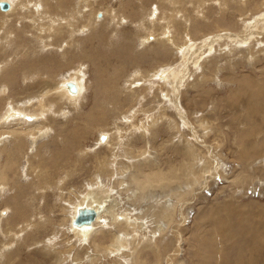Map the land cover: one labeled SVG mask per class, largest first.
Instances as JSON below:
<instances>
[{
    "label": "rangeland",
    "instance_id": "obj_1",
    "mask_svg": "<svg viewBox=\"0 0 264 264\" xmlns=\"http://www.w3.org/2000/svg\"><path fill=\"white\" fill-rule=\"evenodd\" d=\"M63 1L68 4L66 9H60L61 0H52L51 12L77 14L79 0ZM178 1L176 5L168 0H97L93 4L100 20L89 27L85 23L90 8L85 5L87 16L80 12L78 25L70 33L69 23L60 30L62 35L41 33L30 19L23 18L19 26L14 25L15 44L7 48L0 44L4 67L0 72V116L9 101L23 105L32 100L34 107L41 102L31 110L42 111L38 117L28 113L34 118L24 122L15 116L10 123L0 120V176L4 174L5 179L0 181L1 225L7 234L17 223L36 218L35 225L22 232L28 241L19 252L14 246L7 254L11 261L5 259L4 264H56L57 253L43 249V241L54 236L52 240L65 252L66 264L77 261V255L97 253L105 256L99 264H117L105 250L113 236L124 231L110 216L103 217L99 226L96 223L99 234L94 233L88 242L70 231L73 191L83 194L91 187L116 193L119 217L146 225L135 238L140 241L136 251L139 264H264V30L250 31L251 23L264 17V4L255 11L256 3L264 0H227L225 9L224 0H208L205 9H200L210 16L208 20L194 12L198 0ZM243 2H248L247 19L238 13ZM111 9L117 16L126 13L129 18L118 24ZM3 11L0 16L8 13ZM169 20L175 30L167 33L163 25ZM185 35L187 45L178 51L169 39L184 40ZM248 47L257 48L258 54L250 55ZM82 64L85 98L70 102L55 95L52 91L58 82L81 71ZM157 69L162 71V79L152 77ZM144 71L146 78H139L137 74ZM47 72H52L51 77L42 78ZM41 122L48 124V131H38L36 139L28 135L17 140L6 134L9 126L34 129ZM107 134L111 135L109 144L102 140ZM206 145L211 146V153L206 154ZM207 155L213 159L211 175L202 185L195 180L197 184L190 186L189 167L198 170ZM179 167L184 176L177 173L170 187L134 195L137 186L131 180L140 170L169 172ZM180 187L195 189L183 196L171 229L157 237L156 246L163 254L159 257L153 244L143 242L151 234L148 228L158 223L155 209L163 208L170 199L177 202ZM35 241L41 243L35 245Z\"/></svg>",
    "mask_w": 264,
    "mask_h": 264
},
{
    "label": "bare ground",
    "instance_id": "obj_2",
    "mask_svg": "<svg viewBox=\"0 0 264 264\" xmlns=\"http://www.w3.org/2000/svg\"><path fill=\"white\" fill-rule=\"evenodd\" d=\"M51 1L52 0H12L13 3H11V0L8 1V0H0V11H3L4 12H8V13H5V15L3 14L2 16H0V29L2 30V34L0 35V44L1 45H4V48H7L8 45H11V44H15L16 40H17V36L15 35L16 33V28L14 27L15 26H19V20L23 19V18H28L30 19L32 22H33V28L35 30H37V32H41V33H44V31H53L54 33H60L61 34V29L63 27V25L65 24H68V26H70V28L68 29V33H70L75 26L78 25V19H79V16L77 15H81L80 12L83 14L85 13V11L87 9H85V5H89V14L90 15V18L86 21L87 23H85V26L86 27H89L90 25H93L95 24L96 21L100 20L99 17H97V15L99 16L100 13L98 14L97 12V9L96 7L94 6V2L97 1V0H79L78 4L76 5V13L77 14H68V15H65L67 12H62L61 14L62 15H57L55 13H52V7H51ZM2 2H7L9 4V7L7 9H3L1 7V4ZM58 2V1H57ZM168 2L170 3H173V4H176L181 2V1H169ZM208 0H198V5L195 6V9H194V12L198 15L197 17H201V18H204L206 20L209 19L210 16L208 15H205L204 12H202L205 8V5L207 4ZM54 3V2H53ZM61 4L60 6V9H66L65 5L68 6V4H65L66 2H64L63 0H61V2H59ZM247 4L248 2H243V6L241 5L242 9L240 11H238L239 13V17L242 19V17H246V11L248 10L247 9ZM264 4V1L262 2H257L256 5H258L256 8H255V11L258 12V10H260V7H262V5ZM264 6V5H263ZM125 7V6H124ZM227 7V0H224V7L223 9H225ZM20 9V10H19ZM85 9V10H84ZM178 8H175V10L173 11V17L175 18L177 15H176V11H177ZM200 9L202 11H200ZM5 10H8V11H5ZM10 10V12H9ZM12 10V11H11ZM109 10V9H108ZM264 10V9H263ZM59 11V10H58ZM62 11V10H61ZM110 14H112V19L113 21L116 23H121L123 22L124 20H126V18H129L128 15H126V13H122L120 14L119 16H117L115 13H112V9L110 10ZM123 12V11H122ZM223 12V11H222ZM262 12V11H260ZM2 13V12H1ZM0 13V14H1ZM255 13V12H253ZM252 13V14H253ZM16 14V15H15ZM154 14H157V13H154ZM15 15V17H13ZM85 15V14H84ZM87 16V15H85ZM84 16V17H85ZM238 16V15H237ZM152 19V18H151ZM247 19V17H246ZM46 20H49L50 21V25L46 22ZM85 20V19H84ZM158 20V19H157ZM245 20V19H244ZM28 21V20H27ZM241 21V20H240ZM173 21H167L166 23H164L163 27H164V31H167V33H170L171 29H174L173 27ZM244 22V21H243ZM211 23V22H210ZM246 23V22H245ZM143 24V23H142ZM213 24V23H212ZM29 25V24H28ZM189 25V24H187ZM82 26V25H81ZM84 26V27H85ZM193 26V25H192ZM217 26H219L217 24ZM185 27V26H184ZM188 27V26H186ZM264 17H260L257 19H255L252 23H251V26H250V31H254L256 32L257 30L259 31V29H263L264 30ZM183 28V27H182ZM189 28V27H188ZM186 29V32L189 34L190 33V29ZM195 28V27H194ZM220 28V27H219ZM64 29V27H63ZM62 29V30H63ZM66 29V28H65ZM84 29V28H83ZM185 29V28H183ZM200 29V28H199ZM84 30H87V29H84ZM145 30V29H144ZM175 30V29H174ZM15 31V33H14ZM75 31V30H74ZM173 31V30H172ZM52 32V33H53ZM64 32V31H63ZM62 32V33H63ZM66 32V31H65ZM184 32V31H182ZM147 33V32H146ZM165 33V32H164ZM59 35V34H58ZM57 35V36H58ZM62 35V34H61ZM75 35H76V32H75ZM166 35V34H165ZM256 35V34H255ZM39 36V35H38ZM71 36V35H70ZM69 36V37H70ZM150 36V35H149ZM157 36V35H156ZM190 36V35H189ZM260 35H256V37H258ZM166 37V36H165ZM177 37V36H176ZM176 37L172 38V39H169L171 41V43L177 47V49H179L178 51L183 50L184 49V44H186V40H187V37L186 35L183 37L184 40H180L176 39ZM150 38V37H149ZM41 39V38H40ZM189 39V37H188ZM50 40V39H49ZM71 40V39H70ZM69 40V41H70ZM143 40V39H142ZM211 40V38H210ZM263 40V39H262ZM179 41L180 43H183V46L181 44H179ZM183 41V42H182ZM189 41V40H188ZM50 42V41H49ZM55 42H56V39H55ZM53 41V44L55 43ZM78 42V41H77ZM144 43L146 42L145 38H144ZM167 42V41H166ZM191 42V41H190ZM147 43V42H146ZM70 44V43H69ZM187 45V44H186ZM209 45V44H208ZM9 47V46H8ZM20 47V43L17 45V48ZM49 47V46H48ZM180 47V48H179ZM202 47V46H201ZM262 47H264V45H262ZM186 48V47H185ZM205 49V48H204ZM203 49V50H204ZM247 49L248 52L250 53V55H254L257 50V48H253V47H248ZM63 50V49H62ZM186 51V49H185ZM187 54V53H186ZM258 54V53H256ZM255 54V55H256ZM18 55V54H17ZM16 55V56H17ZM188 56V55H186ZM192 55H190L191 57ZM202 56V54H201ZM195 57V55H194ZM185 58V57H184ZM198 58V55L197 57ZM195 59V58H194ZM258 59V58H257ZM5 60V59H4ZM64 60L66 62L67 61V56L64 57ZM191 60H193L191 58ZM186 62V61H185ZM193 62V61H192ZM5 63V62H4ZM69 63V62H68ZM191 63V62H190ZM71 64V63H70ZM81 68V71L80 70H75L77 71L78 73H74L72 75H70L69 77L66 76L65 79H63L62 81L58 82V84L55 86L56 88L52 91L53 93H55V95H59L61 97H63L65 100H68L70 102H76L78 100H81V97L83 96V92H84V84H83V80L85 77V75H83L85 73V69L82 70V68H84V65L82 64L80 66ZM3 65L0 64V72L3 70ZM180 70V69H179ZM28 71V70H27ZM30 71V70H29ZM33 71V70H31ZM80 71V72H79ZM155 71V70H154ZM159 71V72H157ZM145 72V71H144ZM148 72H150L149 74V77L151 75V71L148 70ZM162 71L160 70H156L153 74H152V77L153 78H160L161 79L163 78L162 77ZM184 72V70H183ZM26 73V72H25ZM29 73V72H28ZM43 73V72H42ZM38 74V73H37ZM52 72H47V73H44L42 78H50ZM146 73L143 74L141 72H139L137 74V76L140 78V76L146 78ZM34 75V74H33ZM29 76V75H28ZM148 77V75H147ZM47 78V79H48ZM29 80V79H28ZM33 80V79H32ZM145 81V80H144ZM164 81V80H163ZM85 82V80H84ZM147 82V80H146ZM72 84V85H71ZM135 84V83H134ZM172 84V83H171ZM74 89H73V87ZM178 87V86H177ZM86 88V87H85ZM161 88V87H160ZM2 90H6V85L4 86V88ZM60 90H64L66 91V93L70 96L68 97L67 95H65V93H62ZM10 91V90H9ZM41 95V94H40ZM179 95V94H178ZM5 97V96H4ZM84 97V96H83ZM143 97V96H142ZM8 98V97H7ZM31 98V97H30ZM85 98V97H84ZM83 98V99H84ZM1 99V98H0ZM3 99V98H2ZM35 99V98H34ZM37 99V98H36ZM45 99V98H44ZM48 99V98H47ZM30 100V99H29ZM39 100V99H38ZM49 100V99H48ZM3 102V100H1ZM0 101V102H1ZM32 101V100H31ZM29 101L28 103L26 102V104L23 103V105H21L22 103H15V102H8L7 103V107H6V110L4 112V114L2 113L1 114V122L4 123V122H9L10 123V118H13V116L17 117L18 119L19 118H23L21 119L22 121L25 119L28 120V119H33L34 117H28V113H35V111L33 112L31 109H33L34 107V103L33 101L31 102ZM53 101V100H52ZM55 101V100H54ZM82 101V100H81ZM80 101V102H81ZM25 102V101H24ZM39 102V101H38ZM37 102V103H38ZM46 102H50V101H47ZM65 102V101H64ZM63 102V103H64ZM41 102L38 103V105H40ZM45 103V102H44ZM69 103V102H68ZM55 104V103H54ZM37 105V107H38ZM53 105V103H52ZM73 105V104H72ZM78 104H76L75 106H77ZM74 106V105H73ZM36 107V106H35ZM34 107V109H35ZM36 107V108H37ZM42 107V106H41ZM40 107V108H41ZM48 107V106H46ZM52 108V106H50ZM49 107V108H50ZM54 107V106H53ZM80 107V106H78ZM48 108V109H49ZM160 108V107H159ZM39 109V108H38ZM37 109V110H38ZM44 109V108H43ZM62 110V109H61ZM61 110H59L61 112ZM64 112H65V109H63ZM181 111V110H180ZM186 111V110H185ZM59 112V113H60ZM63 112V111H62ZM118 112V111H117ZM42 113V111H41ZM37 113L36 116L38 117V115H41ZM44 114V113H43ZM42 114V115H43ZM62 114V113H61ZM67 114V113H65ZM65 114H62V115H65ZM182 115V114H181ZM45 115H43L42 117H44ZM44 119V118H43ZM10 120V121H9ZM156 120V119H155ZM153 119L152 122L155 121ZM23 121V122H24ZM44 121V120H43ZM18 122V121H17ZM27 122V121H26ZM127 122V121H126ZM190 122V121H189ZM13 123V122H12ZM191 123V122H190ZM204 123V122H203ZM208 123V122H207ZM5 124V123H4ZM34 124V123H33ZM32 124V126H33ZM157 124V122H156ZM7 125V124H6ZM48 124L41 122L39 124H35L34 125V129H27V127H20V128H11L9 126L8 128V131L6 134L14 137L15 139H20L22 140L24 137H28V135L30 137H32L33 139H36V136H37V133L38 131H42L46 128ZM24 126V125H22ZM31 126V124H30ZM171 128L175 126L172 125L170 126ZM29 128V127H28ZM50 128V126H49ZM52 129V128H51ZM177 129V128H176ZM37 130V131H36ZM5 131V130H4ZM44 131H48L47 128L46 130ZM147 131V130H145ZM148 132V131H147ZM1 133V132H0ZM42 133V132H41ZM44 133V132H43ZM49 134V133H48ZM181 134V133H180ZM9 136V137H10ZM194 136L196 137V140H198V137L194 134ZM207 136H208V133H207ZM6 137V136H5ZM105 137V138H104ZM102 137V140H106V144H109V141H110V138H111V135L107 134L106 136ZM4 138V137H3ZM28 141V140H27ZM3 142V141H2ZM27 143V142H26ZM103 144V143H102ZM115 144V142H114ZM205 144V140L202 141V146H204ZM257 145V144H256ZM24 147V145H23ZM129 148V147H128ZM5 149V148H4ZM110 149V148H109ZM205 149L208 151L206 152V154L208 153H211V146L209 145H206L205 146ZM14 150V149H13ZM21 150V149H20ZM129 150V149H128ZM88 151V150H87ZM130 152V151H129ZM16 153V152H14ZM15 156V155H14ZM114 157V156H112ZM199 157V155H198ZM201 157V156H200ZM110 158V157H108ZM216 158V157H215ZM112 159V158H111ZM200 158H198L199 160ZM11 160V159H10ZM54 160V159H53ZM102 160H105V159H102ZM108 160L106 158V161L108 163ZM106 161L104 162L106 164ZM147 161V160H146ZM202 161V165L198 168V170L196 169L197 167H189V172L187 174V176H189L191 174V171H192V175H191V180H190V186L193 187L194 184H197L195 183V180L198 181L201 185L203 183V180H206L208 176L211 175V171L213 170V159H212V156H209L207 155L206 156V160L204 159H201ZM262 163L264 162V157L262 158ZM20 162V161H19ZM113 162V161H112ZM115 162V161H114ZM198 162V161H197ZM196 162V163H197ZM39 163V162H38ZM103 163V164H104ZM195 163V162H194ZM33 164V163H32ZM102 164V163H100ZM138 165V164H137ZM167 165V164H166ZM38 166V165H37ZM40 166V165H39ZM110 166V165H109ZM112 166V165H111ZM162 166V165H161ZM184 167H187L185 164H183ZM105 168V166H103ZM137 167V166H136ZM144 167V166H143ZM99 168V167H98ZM101 168V167H100ZM99 168V169H100ZM113 168V167H112ZM49 169V168H48ZM98 169V170H99ZM115 169V168H114ZM139 169V168H138ZM50 170V169H49ZM107 170V169H106ZM140 170V169H139ZM104 171V169L102 170ZM108 171V170H107ZM111 171V170H110ZM167 171V170H166ZM183 169L182 167H179L177 169H171L169 172H165L164 170L162 169H155L154 172L152 173H143V171H139V174H136V175H130L132 176V180L135 184H136V192L134 193V195H137L143 191H145L146 189H151V188H155V187H160V188H167L168 186L170 187V185L174 182V176L179 173L180 176H184L183 173H182ZM115 172V170L113 171V173ZM42 173V172H41ZM99 173V172H98ZM106 173V171H105ZM104 173V174H105ZM108 173V172H107ZM97 174V173H96ZM103 174V173H102ZM103 174V175H104ZM134 174V173H133ZM215 174V172H214ZM99 175V174H98ZM107 174H105L106 176ZM113 176V174H110V176ZM4 176V174H3ZM3 176H0V181H5L4 177ZM117 176V175H116ZM49 177V176H48ZM97 177V176H96ZM213 177V175H212ZM216 177V176H215ZM52 178V177H51ZM110 178V177H109ZM7 179V177H6ZM131 179V177L129 178ZM188 179V178H187ZM106 180V179H105ZM240 180V178H239ZM110 181V180H108ZM112 181V180H111ZM95 182V181H94ZM1 183V182H0ZM100 183V182H99ZM104 183V182H103ZM108 183V182H107ZM106 183V184H107ZM183 183V182H182ZM198 183V184H199ZM89 184V183H88ZM91 184V182H90ZM93 184V183H92ZM97 184V183H96ZM54 185V184H53ZM109 185V184H108ZM111 185V184H110ZM127 186V185H126ZM178 186H181V185H178ZM177 186V187H178ZM189 186V187H190ZM118 187V186H117ZM130 187V186H129ZM172 187V186H171ZM176 187V186H175ZM188 187V190H183L181 187H180V191L181 193H178L176 196L179 198L177 202H171L170 200H167V203H164V205L162 206L163 208L161 209H155L154 213H156V217H157V221L158 223L156 225L153 226L152 229H149L148 228V231L149 233V238H147L146 241H144L143 243H145L146 245L149 246L148 243L150 244H153V250H157L158 252V255L159 257H161V253H159L158 251V247L156 246V242H157V237L161 236V233L165 232L166 230L169 229L170 227V222H172V220H174V217L176 215V208H179V205H180V202H183L184 198L183 197L186 193L189 194V193H192L193 190L195 188H189ZM83 188V187H82ZM84 189V188H83ZM86 189V188H85ZM110 189V188H109ZM172 190V189H171ZM175 190V189H174ZM183 190V191H182ZM156 191V190H155ZM165 191V190H164ZM167 191V190H166ZM159 192V191H158ZM69 193V192H68ZM71 194V193H70ZM73 194L76 195L74 196L73 198H75V203H71L72 204V207H71V210H70V213H71V220H70V231L73 233L74 236H76L77 238H79L81 241H85V242H88L90 239H91V236L95 233L97 234L99 232V229L97 226H99V223L101 222V220H103L105 216H110L112 218V221H113V224L117 225L118 228L121 227L123 228L122 230L124 231V233L120 234V235H116V236H113L115 237L113 242L110 244V246L105 250V253L107 255V257L111 258L113 260V262L117 263V264H139V261H140V256H137L136 255V251H137V245L139 244L138 242V239L135 240V238L139 235L138 233L143 229L145 228L146 225L142 224V222H137V221H133L131 220L130 218H126L124 220L123 217H119L122 216L121 214H119V206H120V199L118 198L117 194L114 193L113 191H105V189L101 190L100 188H96V187H91L90 189L84 191V193L80 194L79 192L77 191H73ZM159 194V193H158ZM120 196V195H119ZM138 196V195H137ZM70 197L72 198V194L70 195ZM170 197V196H169ZM175 197V196H174ZM173 197V198H174ZM72 198V199H73ZM141 198V197H140ZM145 198V197H144ZM172 198V196H171ZM172 198V199H173ZM176 198V197H175ZM58 199V198H57ZM69 200V199H68ZM71 200V199H70ZM134 200V199H133ZM136 200V199H135ZM149 200V199H148ZM73 201V200H72ZM160 201V200H159ZM174 201V200H173ZM67 202V201H66ZM155 202H157L155 200ZM155 202H153L155 204ZM69 203V202H68ZM67 203V205H68ZM122 203V202H121ZM184 203V202H183ZM129 204V203H128ZM131 204V203H130ZM136 204V203H134ZM133 204V205H134ZM182 204V203H181ZM158 205L159 202H158ZM70 207V206H69ZM122 207V206H121ZM137 207V205L135 206ZM66 208V207H65ZM64 208V209H65ZM124 208V207H123ZM131 208V207H130ZM134 208V207H132ZM151 208V207H150ZM69 209V208H68ZM82 209H88V210H93L95 212V218L94 220H92L91 222H87V223H84L82 225H77L74 223L78 213L80 212V210ZM142 210V209H141ZM66 211V209H65ZM151 211V210H150ZM127 212V211H126ZM148 212V211H147ZM145 212V213H147ZM152 212V211H151ZM149 213V212H148ZM147 213V214H148ZM133 214V213H132ZM152 214V213H150ZM128 215V213H127ZM149 215V214H148ZM150 216V215H149ZM148 216V217H149ZM2 216H0V232H1V235L3 237V239L0 240V264H4V260L7 259L8 261H11L12 259V256H8L7 254L9 253H12V249L13 247H17V250L18 252L20 251V248L22 244H25V241H28V238L27 240H24L23 238V235H22V232L29 229L30 227H33L35 225L34 223V220L36 218H31L30 220L28 221H21L20 223H17V228L15 229H9L8 233L5 234L4 232V229H3V226L1 225L2 224ZM135 217V216H133ZM137 217V215H136ZM141 217V215H140ZM147 217V218H148ZM70 218V217H69ZM109 218V217H108ZM150 218V217H149ZM170 218V219H169ZM5 219V218H4ZM8 219V218H7ZM39 219V217H38ZM142 219V217H141ZM139 219V220H141ZM146 219V218H145ZM169 219V220H168ZM150 220V219H149ZM177 220V219H176ZM143 221V220H142ZM65 222V221H64ZM109 222L110 219H109ZM151 222V220H150ZM149 222V223H150ZM174 222H176L174 220ZM96 223H97V226H96ZM147 223V224H149ZM152 224V223H151ZM150 224V225H151ZM101 225V224H100ZM176 227V225H175ZM117 228V230H119ZM31 229V228H30ZM69 229V228H68ZM98 229V230H97ZM102 229V228H101ZM125 229V230H124ZM171 229V227H170ZM97 230V231H96ZM45 231V230H44ZM96 231V232H95ZM111 231V230H110ZM143 231V230H142ZM147 231V230H146ZM147 231V232H148ZM251 231V230H250ZM254 231V230H252ZM27 232V231H26ZM59 232V231H57ZM28 233V232H27ZM37 233H40L37 231ZM54 233V232H53ZM64 233V232H63ZM117 233V232H116ZM56 234V233H55ZM58 234V233H57ZM66 234V233H65ZM99 234V233H98ZM157 234H159L157 236ZM29 235V234H28ZM31 235V234H30ZM7 236H9L8 239ZM31 237V236H30ZM56 236H54L53 238H55ZM140 237V236H138ZM49 239V240H45L43 241V249H45L49 254L50 253H57V259H56V264H66V261L64 258H65V252H61L58 248L59 244L60 243H57L56 241H53L52 239ZM59 238V237H57ZM61 238V237H60ZM145 238H146V235H145ZM252 238V237H251ZM250 238V239H251ZM254 238V237H253ZM26 239V238H25ZM31 239V238H30ZM140 240V239H139ZM65 240H60L59 242H63ZM80 241V242H81ZM93 241V240H92ZM66 242V241H65ZM72 242V241H71ZM245 242V241H244ZM243 242V243H244ZM247 242V241H246ZM253 242V241H252ZM37 243H41V242H38V241H35L34 244L36 245ZM83 243V242H82ZM259 243V242H258ZM33 244V243H32ZM58 244V245H57ZM62 244V243H61ZM78 244V243H77ZM76 244V245H77ZM91 244V242H90ZM28 245V244H26ZM68 245V244H67ZM25 246V245H24ZM30 246H32L30 244ZM65 246V245H64ZM67 247V246H66ZM69 247V246H68ZM143 248V247H142ZM246 248V247H245ZM79 247L76 249L78 251ZM95 250H99V248L96 246L95 247ZM94 250V251H95ZM142 251V250H141ZM148 251V250H147ZM149 251H151L149 249ZM70 252V251H69ZM76 252V251H75ZM79 252V251H78ZM96 252V251H95ZM144 252V251H143ZM80 253V252H79ZM97 253V252H96ZM86 254V253H85ZM142 255V254H141ZM163 255V254H162ZM14 256V255H13ZM252 256V255H251ZM171 257V256H170ZM76 259H78L77 261H72V264H99L102 259L105 260V256L99 253H97L96 255H88V257H81L77 255ZM142 259V258H141ZM180 259V258H179ZM160 261V260H159ZM143 262V261H142ZM146 262V261H145ZM253 263V262H252ZM144 264V263H143Z\"/></svg>",
    "mask_w": 264,
    "mask_h": 264
},
{
    "label": "water",
    "instance_id": "obj_3",
    "mask_svg": "<svg viewBox=\"0 0 264 264\" xmlns=\"http://www.w3.org/2000/svg\"><path fill=\"white\" fill-rule=\"evenodd\" d=\"M1 7L3 9H7L9 7V4L7 2H2ZM73 89H74V87H73ZM95 216L96 215H95V212L93 210L82 209L78 213L74 223L77 225H82L84 223L91 222L92 220H94Z\"/></svg>",
    "mask_w": 264,
    "mask_h": 264
}]
</instances>
